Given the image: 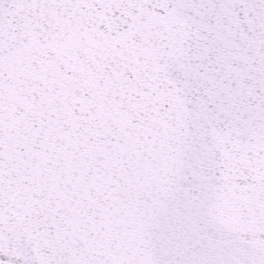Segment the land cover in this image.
<instances>
[{
  "label": "snow or ice",
  "instance_id": "1",
  "mask_svg": "<svg viewBox=\"0 0 264 264\" xmlns=\"http://www.w3.org/2000/svg\"><path fill=\"white\" fill-rule=\"evenodd\" d=\"M0 264H264V0H0Z\"/></svg>",
  "mask_w": 264,
  "mask_h": 264
}]
</instances>
